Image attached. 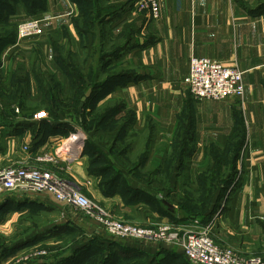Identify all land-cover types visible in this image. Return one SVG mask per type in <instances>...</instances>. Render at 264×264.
Instances as JSON below:
<instances>
[{
  "label": "crops",
  "instance_id": "crops-1",
  "mask_svg": "<svg viewBox=\"0 0 264 264\" xmlns=\"http://www.w3.org/2000/svg\"><path fill=\"white\" fill-rule=\"evenodd\" d=\"M137 1L46 0L37 12L40 36L18 39L15 34L0 42V169L46 167L118 217L156 222L167 218L164 212L158 215L159 209L176 206L185 188L198 189L197 175L213 166L210 147L224 149L241 125L246 137L238 164L241 181L215 235L247 259L264 257V11L256 12L260 0H160L157 18L149 10L139 11ZM87 13L90 26L83 27ZM29 18L18 5L7 21L16 28ZM101 26L107 39L120 40L107 69L121 65L132 70L134 78L93 91L81 115L65 105L72 94V74L100 84L105 45ZM193 56L237 65L244 71V96L194 98L184 81ZM37 104L38 111L24 113ZM127 112L130 121L124 119ZM176 143H182L188 155L175 154ZM45 153L57 163L37 161ZM182 158L187 159L186 168H180ZM71 207L44 192L4 194L0 250L5 241H15L22 246L20 252L36 240L61 238L57 235L62 230L85 234L86 221ZM87 237L61 248L58 262L50 257L52 262L39 263L94 264L99 262L95 252L105 259L135 251L133 260L141 264H184L175 262L176 247L169 244L116 242L96 231ZM113 242L123 251L114 249Z\"/></svg>",
  "mask_w": 264,
  "mask_h": 264
},
{
  "label": "built area",
  "instance_id": "built-area-1",
  "mask_svg": "<svg viewBox=\"0 0 264 264\" xmlns=\"http://www.w3.org/2000/svg\"><path fill=\"white\" fill-rule=\"evenodd\" d=\"M139 11L149 10L153 17L161 14L160 0H138ZM40 17H31L18 25V39L38 37L43 33ZM244 71L209 57L190 59L189 72L184 81L196 99L222 100L245 94ZM81 137V135H80ZM84 143L82 139L79 140ZM39 162L57 163L48 153L37 157ZM21 190L26 194L48 193L61 203L68 204L94 218L100 228L114 240H140L172 245L181 250L192 264H264V258H240L230 248L221 246L210 229L184 231L173 221L144 226L115 218L110 209L94 203L66 178L39 165H10L0 169V199L4 194ZM38 251L34 255L45 254Z\"/></svg>",
  "mask_w": 264,
  "mask_h": 264
},
{
  "label": "rangeland",
  "instance_id": "rangeland-1",
  "mask_svg": "<svg viewBox=\"0 0 264 264\" xmlns=\"http://www.w3.org/2000/svg\"><path fill=\"white\" fill-rule=\"evenodd\" d=\"M262 1H264V0H261V2ZM30 15H31V17H37L38 14L36 13L34 15L33 14H30ZM38 17H40V16L38 15ZM19 24H21V23H19ZM18 25H16V28H15V26H13L15 28V33H16V37L17 38H18ZM0 31H2L1 28H0ZM100 32L104 34V40H105L104 41L105 45L103 46L104 52L101 53L102 55H104V58L100 62L102 64L101 65L102 67L99 70L100 75L102 77L99 81H100V84H102L104 81L107 82L108 78L110 79L114 74L120 72L123 69V67L121 65L120 66L119 65H113V66H111V67H109L107 69L108 64H111L112 60L114 59L113 56H110V54L114 53L115 46L118 45L120 40H117V39L113 40V39H109V38L107 39V36H106L107 35V30L105 28H102L100 30ZM65 55H66V53H65ZM68 59H70V57ZM77 73L78 72L72 74V77L75 78V79H72L73 83H74V85H72V94L74 92V88H78V90L80 92V91H82V87H83L84 88V91H83V94H82V97H83L84 93L86 91L85 87L88 86L87 88H91L92 85H94L96 81L94 79H89L90 80L89 82L84 83L85 81L82 82V81L79 80ZM116 80H117V82H112L111 84L109 83L107 85L108 86H113V85H115V84H117L118 82L121 81L119 79H116ZM116 80H114V81H116ZM71 95H70V97H71ZM101 96H102V94L99 93L98 94V98L101 97ZM70 97H69L68 102L71 105H73L74 104V100L70 101ZM61 98L66 100L65 97H61ZM81 98H80V101H81ZM94 103L95 102H92L91 104H94ZM32 104H34V103H32ZM109 105H111V104H109ZM34 107H36V108H34L32 110L27 109V110H25L24 113H28L30 111H34L35 109H37V111H38V108H40V105L37 104ZM85 109L83 111V114L86 112ZM16 111L19 112V110H17V109H16ZM80 114H82V113H80ZM130 116H131L130 112L125 113L124 119L128 120L130 118ZM95 119H96V117H95ZM238 164H239V161H238ZM185 176L186 175L182 176V178H181L182 181H184ZM240 181H241V172H240L239 167L237 165V171H235V173L230 177V179L226 183L222 182L224 186L226 185L225 188L224 189H220V187H218V189L214 191L215 193H213L212 201H211L212 205L207 207V212H203L205 207L202 206V205L205 204V201L197 199V197H196L197 200H195V201L189 200V204H181V201H179V202L176 203L178 206L177 205L173 206L171 204L170 205L167 204L164 207L165 211L162 208H160L159 209L160 213L158 215L160 216L161 213L164 212L165 217H167L165 219H163V218L158 216L159 220L156 221V222H148V223L132 222V223H136V224H140V225H144V226H155L157 222L173 221L175 224H177V226L179 228H181L184 231L197 232V231H201L203 229H210L214 234L217 235V223H218V220L220 219L221 215L224 214V212L227 210V208L229 206V203H230V198L232 196V193L235 190V188L239 185ZM223 185H220L221 188L223 187ZM211 189H212L211 186H209L208 187L209 191L207 192V198L208 199L206 200V202H208V203L210 202L209 195H210ZM182 194H183L182 197L186 196L188 199H190V196L192 197V195H191L192 193H190L188 191V189H186V188L184 189V191H182ZM90 199L94 203H96L98 205H101L102 208H104L106 210L110 209L107 206L99 203L95 199H92V198H90ZM193 205H195V206H193ZM71 209H73L72 213L73 212H77L86 221L87 226L85 227L86 228L85 229V234L81 233V232H78V231L77 232L74 231L73 233H67V231L62 230L60 232L61 234L57 235V236H60L61 238H59V237H55V238L49 237L48 239H44L42 241L41 240H39V241L36 240L33 243H31L27 249H25L23 251H20V252H18V251H19V249H21V247H22L21 245H17L16 246L15 244H13L15 241L13 243L5 241L4 242V246H2V248L0 250V264H3L5 262V260L8 259L7 257H11L13 255H14L13 258L10 259L5 264H38L39 262H41L44 259H46L48 261L49 260L48 258H50V257H52V259L54 261L56 260L58 262L59 258H55V257L56 256L60 257V254H62L64 252L61 248H63L66 245H74L75 246L76 243H78L80 241H85L84 237L88 238L87 236L89 235V232L96 231V232H100V234H103V236L106 235V236L110 237L108 234H106L100 228L99 224L96 223V221L94 220L93 217L87 215L85 212H83L81 210H78V209H76L74 207H71ZM190 210H192V211H190ZM111 213L113 214V216L115 218H119L121 220L128 221V220H125V219H123L121 217H118L117 215H115L113 213V211ZM66 235H69V236H67L65 238H62L64 236H66ZM216 235H215L216 241L221 246H224L226 248H230L240 258H245L246 257V256H243L233 246L221 243L218 240ZM77 236H78V239H79L78 241L76 240ZM119 241H121V240H119ZM60 249L62 250L61 251L62 253L59 252ZM54 250H56V253L53 252ZM177 250H179L180 252H181V250L178 249V248L175 249L176 253H178V255H181L182 253L180 254ZM38 251H40V252L45 251L46 253L42 254L40 256L33 254V253L38 252ZM259 257L264 258L263 256H259ZM183 258H184L183 260H178V261H175V262L176 263H181L182 261H185V262H187V264L188 263L192 264L191 261L187 260L185 257H183ZM145 259H146V257H145ZM48 262H52V261H48ZM44 263H46V261ZM94 264H98V261L95 262Z\"/></svg>",
  "mask_w": 264,
  "mask_h": 264
},
{
  "label": "trees",
  "instance_id": "trees-1",
  "mask_svg": "<svg viewBox=\"0 0 264 264\" xmlns=\"http://www.w3.org/2000/svg\"><path fill=\"white\" fill-rule=\"evenodd\" d=\"M45 3H46V0H0V27H3L2 25H4V27H5L4 30H3V28H1V30H3V31H0V42H5V40L9 41L10 39L14 38V35L16 34L15 30L13 29V26H11L10 23L8 24L7 18L9 15H11L13 12H15L16 7L18 5H21L25 9V11L28 12L29 14L34 15L39 10L44 8ZM86 7H88V4H86ZM259 11H264V1L261 2V0H260L259 4L257 5V11L256 12H259ZM83 17L85 19L83 27L90 26V24L87 22V20L92 18L91 15L87 13ZM95 18H97V15L95 16ZM101 29H102V26L100 27V30ZM2 33L4 34V36H2ZM102 51H104V50H102ZM78 75H79V73H78ZM78 78H79V76H78ZM130 78H134V72L130 69L123 68L120 72L114 74L110 79L108 78L107 82L104 81L102 84H96L95 83L94 85H92L91 88L95 92L101 87H105V86L111 87V86H108L107 84H109V83L111 84L112 82H117L116 79L121 80L118 83H122L123 81H127ZM114 80H116V81H114ZM80 81L84 82L83 80H80ZM84 83H86V82H84ZM73 85H74V83H73ZM87 87H85L86 91L89 89ZM83 91H84L83 87H82V91H80V92H79L78 88H74V92L70 97V101L74 100V104L71 105L68 102L65 105V107L67 108L68 111H75V112L78 111V105L80 103V98L82 97ZM92 94H93V92H92ZM87 102H86V104H87ZM81 115H83V114H81ZM128 120L129 121L132 120V114ZM245 141H246V137H245L244 127L239 125L236 128V132L230 138L228 144L226 145V147L224 149H220L216 146H211L209 151H208V155L211 158L213 166L209 165L206 169H204V171H202L201 173H199L197 175V182H198V189L197 190H194L192 188H186V189H188V191L190 193H192L191 194L192 197L190 196V199H188L186 196L182 197L181 204H189V200H193V201H195L197 199H200L202 201L204 200L205 204L202 206H204L205 208H204L203 212H207V207L212 205L211 201H212V195H213V193H215L214 191L217 190L218 187H220V189H224L226 185L224 186L223 183H226L230 179V177L235 173V171H237L238 161L241 157V154H242L241 152L244 148ZM173 147H174L175 154H178V153L180 154V153L184 152L188 155V153H189L185 149V147L182 143H176V144H174ZM186 160L187 159H183V158L181 159L182 166L180 164V168H186V165H187ZM186 178H187V176H185V179ZM220 185H223V187L221 188ZM209 186H211L212 189H211L210 195H209L210 202L208 203V202H206V200L208 199L207 198V192L209 191L208 190ZM196 197H197V199H196ZM193 206H195V205H193ZM190 211H192V210H190ZM115 241L119 242L118 240H115ZM112 244L114 246V249L119 248V249H121V251H123V249H122L123 247L120 244L115 243V242H113ZM130 252H133V251H130ZM134 253H135V251L131 255H125V257L120 256L122 258H118L116 254H113L109 258L103 259L102 256L99 257L98 252H95L94 256L96 257V260L99 259L98 264H115L117 262H118V264H141L140 260H138V259L133 260V258H135ZM138 254L139 253H137L136 256H138ZM172 254L175 257V261L183 260V258H182V256L184 257L183 254H181L182 256L178 255V253H176V252H174ZM137 258H139V257H137ZM163 261H161L159 264H163L164 263ZM181 263L187 264V262H185V261H182ZM38 264H50V263H38ZM61 264H64V262H62Z\"/></svg>",
  "mask_w": 264,
  "mask_h": 264
},
{
  "label": "water",
  "instance_id": "water-1",
  "mask_svg": "<svg viewBox=\"0 0 264 264\" xmlns=\"http://www.w3.org/2000/svg\"><path fill=\"white\" fill-rule=\"evenodd\" d=\"M92 92H93V89L89 88L86 91V93L84 94V96L81 98V101H80L79 106H78V112L79 113H83V111L86 107V102L91 98Z\"/></svg>",
  "mask_w": 264,
  "mask_h": 264
}]
</instances>
